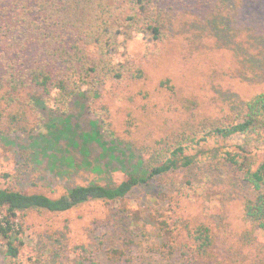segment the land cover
Here are the masks:
<instances>
[{
	"label": "rangeland",
	"instance_id": "374dc122",
	"mask_svg": "<svg viewBox=\"0 0 264 264\" xmlns=\"http://www.w3.org/2000/svg\"><path fill=\"white\" fill-rule=\"evenodd\" d=\"M176 26L173 34L157 41L150 33L112 25L114 63L133 71L141 68L144 77L108 80L94 94L83 84L63 110L45 105L35 110V132L0 136V175H11L0 178V189L58 198L74 186H108L127 173L143 176L147 171L130 142L149 141L146 132L170 123L183 110L182 100L195 98L199 117L223 123L245 101L264 92V0H225L213 11L185 13ZM165 80L168 86L162 85ZM44 138L52 144L35 141ZM233 149L234 141L217 137L192 146L186 152L192 164L172 175L173 188L153 179L120 201L90 202L64 213L33 210L19 215L20 260L13 263L2 254L0 239V264H180L176 256L168 262L147 253L152 237L131 233L123 210L139 212L147 227L151 217L166 218L172 225L176 217L190 220L208 209L221 211L226 215V239L232 241L245 227L241 210L246 188L216 178L207 163ZM25 154L29 160L23 174ZM257 235L264 242V235ZM112 246L123 251L121 258L106 253Z\"/></svg>",
	"mask_w": 264,
	"mask_h": 264
},
{
	"label": "trees",
	"instance_id": "16d2710c",
	"mask_svg": "<svg viewBox=\"0 0 264 264\" xmlns=\"http://www.w3.org/2000/svg\"><path fill=\"white\" fill-rule=\"evenodd\" d=\"M221 2L225 0H0V136L35 132L39 123L35 110L44 105L63 110L71 96L84 89L83 84L94 94L108 80L142 79L141 68L133 71L129 65L114 63L112 25L150 33L153 40L160 41L173 34L185 13L213 11ZM162 85L168 86L169 80ZM181 104L183 110L170 123L146 132L149 141L130 142L147 171L143 176L127 173L126 178L108 186L95 182L74 186L58 198L0 189L2 254L13 263L20 260L19 215L33 210L64 213L90 202L120 201L153 179L173 188L172 175L192 164L186 152L217 137L234 141V149L223 159L207 163L209 172L246 188L241 210L245 227L234 240L226 239L225 213H211L210 209L190 220L176 217L172 225L166 218L151 217L149 227L139 212L123 210L128 230L141 238L151 236L147 253L168 262L176 256L180 264H264V242L257 235H264V92L245 101L223 123L199 117L200 103L193 97ZM127 125L132 123L127 121ZM35 141L52 144L46 138ZM21 157L24 172L20 173L26 174L29 156ZM0 178L11 175L1 174ZM106 253L123 255L114 246Z\"/></svg>",
	"mask_w": 264,
	"mask_h": 264
}]
</instances>
